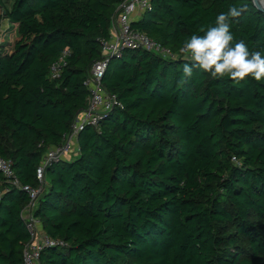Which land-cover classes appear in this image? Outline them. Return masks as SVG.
I'll return each instance as SVG.
<instances>
[{"label": "trees", "instance_id": "1", "mask_svg": "<svg viewBox=\"0 0 264 264\" xmlns=\"http://www.w3.org/2000/svg\"><path fill=\"white\" fill-rule=\"evenodd\" d=\"M120 3L0 0L17 26L0 54V158L22 187H38L45 154L86 108ZM233 4L247 5L235 40L264 50V13L251 0H153L133 23L175 58L137 50L111 61L103 84L123 108L47 170L35 217L63 245L45 248L40 264H264V82L194 72L179 84L183 40ZM29 202L0 172V264H23Z\"/></svg>", "mask_w": 264, "mask_h": 264}, {"label": "built area", "instance_id": "2", "mask_svg": "<svg viewBox=\"0 0 264 264\" xmlns=\"http://www.w3.org/2000/svg\"><path fill=\"white\" fill-rule=\"evenodd\" d=\"M152 1L153 0H121L112 19L110 38L103 41L101 46V57L91 67L85 83L90 92L87 106L76 115L71 130L64 136L62 144L50 149L45 154L38 169V187H22L13 169V163L10 160L0 158V172L6 179V182L11 186L23 188L30 198L29 204L22 213L26 228L31 235V239L24 249L23 264H40L41 253L45 248L63 245L61 241L54 240L45 234L41 228V222L35 217V210L39 198L47 187V170L52 167L54 163L71 160L78 156L80 152V133L87 128L99 129L106 114L117 108H123L117 96L107 91L103 84L104 76L111 61L122 58L126 50H145L162 58H175V55H173L171 51L162 47L147 34L133 28V23L140 20L143 14L150 8ZM2 13L4 17V11ZM6 23L11 27L12 24L9 20L4 19L3 22L0 21V54H2L4 50H9L10 48V46L5 47L7 29H4V25ZM12 26L17 33V26ZM67 55L68 52L53 64L50 73L51 79L60 78L67 65Z\"/></svg>", "mask_w": 264, "mask_h": 264}, {"label": "clouds", "instance_id": "3", "mask_svg": "<svg viewBox=\"0 0 264 264\" xmlns=\"http://www.w3.org/2000/svg\"><path fill=\"white\" fill-rule=\"evenodd\" d=\"M246 11L247 5H230L216 16L214 26L183 40L178 49L185 61L179 84L187 83L194 72L207 73L213 79L228 78L235 84L248 78L264 82V50H250L244 40H235L231 30Z\"/></svg>", "mask_w": 264, "mask_h": 264}, {"label": "rangeland", "instance_id": "4", "mask_svg": "<svg viewBox=\"0 0 264 264\" xmlns=\"http://www.w3.org/2000/svg\"><path fill=\"white\" fill-rule=\"evenodd\" d=\"M12 3H13V0H8V4H7V6L8 7H11V5H12ZM2 15V16H1ZM4 17H3V13L1 12L0 13V21L1 22H3L4 21ZM6 22V21H5ZM10 25L8 24V23H6L5 25H4V29H7V37H6V41H5V47L7 46V47H9L10 46V48H11V46H12V44H13V42H14V39L17 37V33H16V31H15V29L13 28V26H11V27H9ZM10 48H9V50H10ZM9 50H4V52H9Z\"/></svg>", "mask_w": 264, "mask_h": 264}, {"label": "water", "instance_id": "5", "mask_svg": "<svg viewBox=\"0 0 264 264\" xmlns=\"http://www.w3.org/2000/svg\"><path fill=\"white\" fill-rule=\"evenodd\" d=\"M254 6L261 12L264 13V6L262 4V0H251ZM129 52L128 50L124 51V53Z\"/></svg>", "mask_w": 264, "mask_h": 264}, {"label": "bare ground", "instance_id": "6", "mask_svg": "<svg viewBox=\"0 0 264 264\" xmlns=\"http://www.w3.org/2000/svg\"><path fill=\"white\" fill-rule=\"evenodd\" d=\"M262 4H263V6H264V0H262Z\"/></svg>", "mask_w": 264, "mask_h": 264}, {"label": "crops", "instance_id": "7", "mask_svg": "<svg viewBox=\"0 0 264 264\" xmlns=\"http://www.w3.org/2000/svg\"><path fill=\"white\" fill-rule=\"evenodd\" d=\"M12 26V25H11ZM74 159V158H73Z\"/></svg>", "mask_w": 264, "mask_h": 264}]
</instances>
